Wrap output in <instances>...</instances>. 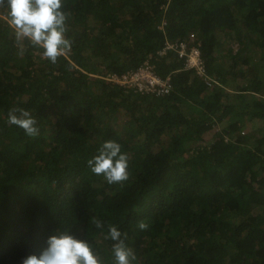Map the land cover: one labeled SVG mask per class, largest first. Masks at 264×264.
<instances>
[{"label": "trees", "instance_id": "16d2710c", "mask_svg": "<svg viewBox=\"0 0 264 264\" xmlns=\"http://www.w3.org/2000/svg\"><path fill=\"white\" fill-rule=\"evenodd\" d=\"M63 5L72 45L55 64L0 7V264L65 231L112 264L109 225L127 233L134 264H264V0ZM178 40L197 45L203 75L173 49L158 54ZM147 59L167 94L105 78ZM13 108L36 137L7 123ZM106 140L129 157L122 184L87 166Z\"/></svg>", "mask_w": 264, "mask_h": 264}, {"label": "clouds", "instance_id": "9594fccd", "mask_svg": "<svg viewBox=\"0 0 264 264\" xmlns=\"http://www.w3.org/2000/svg\"><path fill=\"white\" fill-rule=\"evenodd\" d=\"M5 6L16 37L26 40L33 48L41 49L42 58L55 64L70 50L72 41L65 35L68 17L62 11L63 0H0V7ZM7 123L21 128L29 137L39 134L37 121L25 109L9 110ZM87 166L109 184H122L129 179V157L113 140L104 141L98 154L87 160ZM91 223L97 229L104 228L100 219L93 218ZM138 226L141 230L148 227L143 221ZM104 239L113 241L112 264H134L137 258L125 242L127 233L109 225ZM21 264H104V261L87 240L65 231L50 235L46 247L38 255L31 254L22 259Z\"/></svg>", "mask_w": 264, "mask_h": 264}, {"label": "built area", "instance_id": "2783aa9c", "mask_svg": "<svg viewBox=\"0 0 264 264\" xmlns=\"http://www.w3.org/2000/svg\"><path fill=\"white\" fill-rule=\"evenodd\" d=\"M193 34H190V38ZM173 49L177 52L178 57L183 59L185 68H194L201 75L204 74V66L197 45L188 46L186 40L175 42H166L163 49L158 54L165 53L166 50ZM109 82L123 86L129 90L140 93H151L155 95H165L170 91L169 77L162 78L156 74L154 64L151 59L145 60L135 69H128L121 74L112 73L105 77ZM208 85L212 79L204 77Z\"/></svg>", "mask_w": 264, "mask_h": 264}, {"label": "rangeland", "instance_id": "374dc122", "mask_svg": "<svg viewBox=\"0 0 264 264\" xmlns=\"http://www.w3.org/2000/svg\"><path fill=\"white\" fill-rule=\"evenodd\" d=\"M258 55H259L258 53H254L253 54V56H255V57L258 56ZM245 63H247V60H244L243 64H245ZM124 120H125V118H124ZM212 132H213V130L211 132H207L205 134V138H209Z\"/></svg>", "mask_w": 264, "mask_h": 264}]
</instances>
